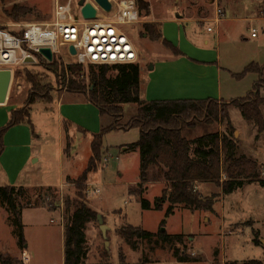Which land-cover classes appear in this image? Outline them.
<instances>
[{
  "label": "rangeland",
  "instance_id": "rangeland-1",
  "mask_svg": "<svg viewBox=\"0 0 264 264\" xmlns=\"http://www.w3.org/2000/svg\"><path fill=\"white\" fill-rule=\"evenodd\" d=\"M145 1L149 2L151 6L150 15L146 16L144 12L143 22L139 25L123 26V29L139 49L143 77L154 72L156 69L149 71V68L157 64L158 74L162 71V76L166 79L170 75L176 80L174 77H177L179 72L173 71L172 67L177 66L175 63L181 64L186 61L167 58L172 55L173 50L162 39L153 41L149 37H142L141 32L145 22H154V18H162L164 25H166L169 41L174 40L178 44L182 40L185 44L191 38L195 24L185 20V22L178 23L175 19L178 15L183 18L194 19L199 25H202L205 23V19H210L212 16L216 1L223 8L230 2L234 4V1H236L235 11L239 14L242 12L264 14V0H251L250 3L249 1L245 3L240 0ZM56 2L57 0H6V2L0 0V22H9L5 10L11 8L14 3H19L33 9L23 21L47 23L53 17ZM76 8L78 9V7ZM229 14L228 12V17ZM243 24L241 23L238 29L226 33V39L236 35L234 33L236 31L245 35L247 33L250 37L252 31L248 28L245 29ZM247 24V27H256L259 37H264L261 30L264 23H258L254 20V22L250 21ZM251 45H253L252 41L244 43L242 46L248 47ZM247 47L244 48L247 49ZM187 48H189V44ZM245 49L233 43L229 48L228 55L236 57ZM189 51L188 53L192 55L191 51L193 52V50L190 48ZM63 54L66 57L63 58V55L59 54L54 60L62 68L70 64L73 66L80 65L82 71L78 75L72 77L68 72L69 75L67 74L66 80H63L61 71L60 76H58L43 62L36 65L18 66V72L21 71L22 73V89L17 88L14 84L10 91V100L18 103L25 101L27 98L31 83L25 77L26 71L32 72L44 85H47L53 98L69 92L68 81L70 78L83 81L89 86L91 64L75 63L76 57L69 56L66 53V48L63 49ZM169 71L173 73H169ZM117 73V70H111L109 75L116 76ZM258 80V76H247L246 79L236 78L235 85L240 92L239 95L241 97L247 96ZM262 96L264 97V89L262 90ZM15 103L12 104L15 105ZM36 104L34 118L37 123V131L40 133L38 143L42 145L47 156L46 164L41 161L37 165L38 168L46 170V173L49 172L53 176L52 182L58 183L60 181L63 167L64 171L72 176V180H76L88 165L91 156V137L89 135H74L71 140L68 139L65 145L67 147L66 156L61 159L58 116L54 113L55 120L49 119L43 124V120L38 117V108H40L41 102ZM91 104L94 109L96 108L95 110L82 106L78 107L72 112V119L94 134L101 133L103 127L114 123V121L115 124L123 126L136 114V106L127 104L124 107L125 114L121 119L109 115L102 117L99 108L93 103ZM2 108L0 107V123L6 120V114ZM223 108L229 110L230 105L220 104L219 109ZM262 113L264 116V108ZM204 122L205 120L197 122L191 135L193 138L206 131L227 132L226 121L211 125ZM63 126L67 127L66 124ZM67 133H69V130ZM139 137V129L114 130L105 134L102 157L97 162V171L89 175V181L84 189L76 182L68 183L66 181L63 187L58 188L59 192H54V195H46L44 191V198L48 205L27 207L23 210L24 235L27 242H30V248L34 254L31 257L29 252L25 251L28 255L29 264H63L61 221L64 225L67 222L68 214L65 206L67 198L73 201L82 200L87 202L98 214L103 215L105 224L109 226L107 238H105L97 218L87 225L88 258L85 264H180L174 257L169 245L142 242L138 250H133L119 234V230L127 224L154 233L164 229L171 235L184 234L185 240L183 244H179L180 248L186 250L191 256H200L201 259L200 261L181 264H213L214 262L224 264L227 261L244 262L252 259L264 261V184L261 183V180H264V131H260L254 123H249L248 126L234 127L231 133V137L237 142L238 154L245 153L249 157L258 160L262 166L258 180L246 182L242 187L229 194L222 193L221 187L216 184H202L201 192L204 196L217 195L214 212L193 211L178 207L175 213L170 216L166 215L169 204H165L163 210H157L144 209L142 202L143 199H147L154 204L156 199L162 195L165 182L150 181L144 183V193L141 196L132 194V190L142 189V187H138L142 182L140 154L137 150L124 149L127 148V145L138 141ZM17 152L16 163L18 166L24 161L26 151L20 149ZM31 166L35 167L36 163L34 162ZM223 178H226L225 175H223ZM0 183H3L1 176ZM0 186L4 185L0 184ZM91 186L94 189L99 188L101 190L99 197L90 193ZM47 208L60 212V220L57 218V214L51 213ZM25 210L27 224L24 222ZM10 217V212L3 207L0 201V248L13 253L17 235ZM164 221L166 222L165 225H163ZM256 230L260 231V245H256L254 242L255 235L253 231ZM11 253L10 255L14 256ZM16 255L23 260L22 251L18 250Z\"/></svg>",
  "mask_w": 264,
  "mask_h": 264
},
{
  "label": "trees",
  "instance_id": "trees-1",
  "mask_svg": "<svg viewBox=\"0 0 264 264\" xmlns=\"http://www.w3.org/2000/svg\"><path fill=\"white\" fill-rule=\"evenodd\" d=\"M6 2V0H3ZM143 17L151 13V6L145 0H137ZM33 11L32 8L14 3L5 10L9 21H23ZM142 37H149L153 41H162L173 50L174 55H184L182 51L168 41L158 22H145L141 32ZM55 74L66 80L67 71L72 77L82 71L80 65L62 68L53 60L49 62L41 58ZM96 68V69H95ZM111 70H117L116 76H110ZM259 74V80L254 89L245 97L230 101L207 100H147L142 96V67L140 62L125 65H91L90 84L70 78L68 90L71 93L84 95L91 103L96 105L101 116L109 115L120 119L125 114V105L136 106V114L123 126L114 123L103 127L102 132L93 134L91 142V156L86 169L76 179L68 177L67 182L78 183L84 189L89 181V175L96 172L97 162L102 157L104 136L114 130L139 129V140L127 145L126 150H137L140 154V173L142 182L138 187L141 190H132V194L141 196L144 193V183L150 181L165 182L162 195L153 204L143 199L144 209L163 210L169 204L166 215L175 213L178 207L193 211L200 210L214 212L217 195L204 196L199 191L202 183L216 184L221 187L222 193L229 194L242 187L246 182L258 180L262 166L259 162L246 154H238L237 142L231 137L234 126L227 109H219L220 104L236 105L243 117L253 122L260 131H264V116L261 107L264 106V67L256 63L248 65L243 72L236 75L241 79L248 73ZM27 80L31 83L24 105L13 109L7 124L0 130V157L4 152V135L15 125L29 123L33 129L30 117L31 106L39 101L51 103L53 97L50 89L30 71H26ZM209 125L217 122H227V133L220 131H206L193 138V128L197 122ZM207 121V122H206ZM225 175V179L223 178ZM264 184V180H261ZM54 195L58 188H36L34 190L14 185L0 186V201L3 207L11 214L10 220L15 228L18 246L24 250L27 240L24 235L23 210L27 207L48 205L44 198ZM36 197V198H35ZM41 203V204H40ZM68 214L65 224V255L64 264H85L88 258L87 225L98 216L96 210L82 200L65 201ZM165 221L163 225H165ZM256 245L261 244L260 231H253ZM119 234L133 250H138L142 242L156 245H169L174 257L180 263L200 261L182 250L179 244L185 240L184 234L171 235L166 230L154 233L141 227L127 224L119 230ZM217 255V254H216ZM0 264H25L23 260L0 250ZM213 264H217L214 262ZM224 264H264V261L252 259L244 262L227 261Z\"/></svg>",
  "mask_w": 264,
  "mask_h": 264
},
{
  "label": "crops",
  "instance_id": "crops-1",
  "mask_svg": "<svg viewBox=\"0 0 264 264\" xmlns=\"http://www.w3.org/2000/svg\"><path fill=\"white\" fill-rule=\"evenodd\" d=\"M247 3L251 0H240ZM214 4V1H213ZM236 1L229 3L225 8L221 7L216 1L214 4V11L210 19H205V23L199 25L197 21L191 18H183L181 15H178L175 19L178 23L182 21L194 22L195 29L192 30L191 38L187 40L185 44L181 40L178 44L176 41H170L174 44L175 47L179 48L184 55H174L167 57L174 60H186L184 63H175L177 66L172 67L173 71L179 72L177 77H174V80L170 75L169 78L162 76V71L157 73V64L152 65L150 70H155L150 74H146V77H143L142 70V96L147 100H207L214 99L219 102L221 101H230L235 98H240V92L237 90L235 85L236 75L243 72L244 69L252 64L256 63L261 67H264V37L253 36V29L256 27L249 26L247 23L250 21H257L258 23H264V14L260 15L258 13L251 14L242 12L241 14L236 13L235 5ZM217 8H221L225 12V17L215 26L213 31H208V27L213 25L210 21L212 17L215 16ZM228 12L229 17H228ZM251 14V15H250ZM228 17V18H227ZM184 21V22H185ZM154 22L161 24V30L164 37L167 38L166 25L162 18H154ZM239 23V24H238ZM244 23L243 26L251 30V36L249 37L246 33L234 32L236 35H233L232 38L226 39V33L238 29ZM257 29V28H256ZM261 30L264 33V25H262ZM264 35V34H263ZM226 39V40H225ZM253 42L251 46H242L244 43ZM227 42H230L227 44ZM236 44L238 47L245 49L240 55L236 57H230L228 55L229 48L232 44ZM189 44V48L187 45ZM190 48L193 50L190 55L188 51ZM190 52V51H189ZM140 53V52H139ZM186 53V54H185ZM188 53V55H187ZM169 73H173L169 71ZM247 76L259 77L258 73L251 72ZM254 89V86H253ZM251 89V91L253 90ZM250 90V89H249ZM250 91V92H251ZM70 96V97H69ZM80 96V97H79ZM41 102L40 108H38V117L43 120V124L46 123L49 119H54V113L58 116V129L60 140V157L65 158L67 147H65L68 139H72L74 135H89L91 137V142L93 134L88 129L82 127L73 121L72 112L78 107H86L88 109H93L91 102L82 94L66 92L57 96H54L51 103ZM15 103L9 100L5 104H0V107L5 111L6 120L10 119L11 111L16 108H20L24 105L23 102ZM37 106L35 103L31 108V123L33 129L29 123H21L13 126L10 130L4 135V152L0 157V176L3 183L1 185H14L17 187H24L26 189L34 190L36 188H59L63 187L67 181V178L72 176L63 170L60 174V181L52 182L53 176L44 169L38 168V164L43 161L46 164L47 156L43 150L42 145L38 143L40 133L37 131L36 119L34 118V109ZM39 107V106H38ZM12 108V109H11ZM264 106L261 107L263 109ZM53 109V110H52ZM230 119L234 127L248 126L247 121L240 109L231 104L229 108ZM71 116V117H70ZM238 120L236 122V119ZM6 120L0 123V130L7 124ZM55 123V122H54ZM227 123V122H226ZM64 124L67 125L66 129ZM65 128V130H64ZM227 129V124H226ZM69 130V133L67 131ZM221 133H227L226 131H220ZM20 140V141H18ZM24 149L26 151L25 159L22 164L17 166V150ZM126 150V148L124 149ZM18 154V152H17ZM245 154V153H243ZM16 158V159H15ZM252 158V157H251ZM258 161V160H257ZM36 163V166H31L33 163ZM61 165V164H60ZM43 170V171H41ZM202 184H211V183H202ZM202 184L199 185V191H201ZM48 209V208H47ZM49 210V209H48ZM53 214H57V218L60 217V212L56 210H49ZM24 222L26 223V210L24 211ZM53 220V219H52ZM60 220V219H59ZM28 223V222H27ZM26 223V224H27ZM62 225V252H63V264H64V255H65V225L61 221ZM30 242H27L26 248L21 250L18 246V238L14 244L13 253L10 251L0 250L4 253H11L14 257H18L16 252L19 251H28L30 256L33 257V251L30 248ZM28 263V259L24 262ZM180 263V262H178ZM181 264V263H180Z\"/></svg>",
  "mask_w": 264,
  "mask_h": 264
},
{
  "label": "built area",
  "instance_id": "built-area-1",
  "mask_svg": "<svg viewBox=\"0 0 264 264\" xmlns=\"http://www.w3.org/2000/svg\"><path fill=\"white\" fill-rule=\"evenodd\" d=\"M80 1L57 0L53 17L47 23L0 22V69H11V88L15 84L22 89V73L18 72V66L39 64L41 58L49 61L41 54V48H51L54 59L59 54L64 58L63 49L66 48L69 56L76 57L77 64L125 65L140 62L139 49L123 29V26H135L143 22L138 1L108 0L111 3L110 10L97 0H85L83 5ZM86 4H92L97 10L95 18L89 19L83 15L82 10ZM224 17L225 12L217 8L215 16L210 20L213 25L208 27V31H213ZM257 32L254 28L252 35L257 36ZM71 46L76 49L75 55L70 51ZM29 56L35 62H25ZM70 66L73 65H66L65 68L69 69ZM89 191L96 197L101 193L99 188L94 189L92 186ZM27 259L28 255L23 251V260Z\"/></svg>",
  "mask_w": 264,
  "mask_h": 264
},
{
  "label": "water",
  "instance_id": "water-1",
  "mask_svg": "<svg viewBox=\"0 0 264 264\" xmlns=\"http://www.w3.org/2000/svg\"><path fill=\"white\" fill-rule=\"evenodd\" d=\"M102 6L106 9H111V3L108 0H97ZM85 0H81L80 4L83 5ZM83 15L86 18L92 19L96 17L97 10L92 4H86L82 10ZM70 51L73 55L76 54V49L74 46L70 47ZM40 52L44 55L50 62L54 60V53L51 48H41ZM25 62H35L32 56H29L25 59ZM152 68V66H151ZM11 83H12V71L9 68L0 69V104H5L8 102L11 91ZM97 220L100 224V229L103 233V236L107 238V230L109 226L105 224V219L102 214H98ZM107 243H109L107 241Z\"/></svg>",
  "mask_w": 264,
  "mask_h": 264
}]
</instances>
